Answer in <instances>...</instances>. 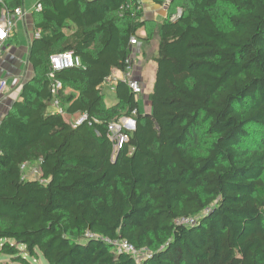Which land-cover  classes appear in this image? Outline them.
Returning <instances> with one entry per match:
<instances>
[{
	"label": "trees",
	"instance_id": "1",
	"mask_svg": "<svg viewBox=\"0 0 264 264\" xmlns=\"http://www.w3.org/2000/svg\"><path fill=\"white\" fill-rule=\"evenodd\" d=\"M148 1L168 3L162 22L145 0L37 1L35 76L0 124L1 253L138 264L106 241L121 238L151 250L139 264H264V0ZM22 3L0 1V19ZM156 35L151 113L124 80L108 106L103 85L133 59L131 38ZM63 52L84 67L53 71ZM51 72L65 114L50 110ZM85 112L97 120L74 127ZM124 116L135 128L115 149L108 126ZM25 162L40 178L23 177Z\"/></svg>",
	"mask_w": 264,
	"mask_h": 264
},
{
	"label": "crops",
	"instance_id": "2",
	"mask_svg": "<svg viewBox=\"0 0 264 264\" xmlns=\"http://www.w3.org/2000/svg\"><path fill=\"white\" fill-rule=\"evenodd\" d=\"M38 0H23L20 7L24 10V16L16 19V24L10 34L9 39L5 42L0 53V81H7L5 92L0 91V124L6 117L15 102L21 100V91L23 86L35 76V69L30 61V50L36 31L34 29L33 10ZM166 4H154L148 0L144 2V11L146 18L162 22L167 12ZM3 16V12H2ZM145 32H140L144 35ZM159 37L156 35L150 41L141 39L138 44L133 45V76L142 84L144 92L137 96L138 109L143 114L151 113V102L149 95L153 90L157 64L155 57L158 53ZM115 81L112 89L114 98L108 106L117 102L115 94V85L118 80L123 79V72L114 70L111 76ZM106 80V81H107ZM111 81V79H110ZM106 83V82H105ZM69 89L67 92H70ZM53 107V106H51ZM51 111H55L54 108ZM10 242H12L10 240Z\"/></svg>",
	"mask_w": 264,
	"mask_h": 264
},
{
	"label": "built area",
	"instance_id": "3",
	"mask_svg": "<svg viewBox=\"0 0 264 264\" xmlns=\"http://www.w3.org/2000/svg\"><path fill=\"white\" fill-rule=\"evenodd\" d=\"M3 2L4 0H0ZM43 8V5L39 2H36L34 5V9L36 11H41ZM179 13H176L173 15V18L179 16L181 13V10L178 11ZM24 16V10L22 7H17L14 9L13 12L4 11L2 18L0 19V53L3 49V46L5 42L9 39L11 32L14 29V26L16 24L17 18H22ZM40 33H36V37H39ZM136 37L131 38V44L135 45L137 44ZM50 62L53 68V71H60L68 68L73 67H84L82 64V61L79 56H76L73 52H63V53H56L50 55ZM129 65H127L126 70L123 72V79L127 85L130 87V89L133 91V93L136 96H139L144 92L143 86L141 82L133 76V63L131 59H128L126 61ZM50 78L52 80V93L55 96V98L52 101L53 107L56 108L55 112L65 114L64 108L60 104V100L57 97L58 91L63 87V84L60 80L56 79L54 77V73H50ZM7 89V81L1 80L0 81V91L5 92ZM136 111H133V114H135ZM97 119L91 118L88 113H82L74 122L73 126L77 127L82 124H88L92 125ZM135 119L130 116H124L117 122H111L108 126V135L111 141L114 143L115 149L120 148L125 141L129 139V136L126 131L133 130L135 128ZM133 128V129H131ZM37 165V166H36ZM21 171L24 178L29 179H36L40 178L41 176V169L38 165V163H28L25 162L21 165ZM195 217H182L176 220L178 224H185L190 225L195 222ZM106 241H108L112 247L116 250V252H126L131 254L136 262L139 264L141 263L145 258L151 256V250L149 248H142L139 249L136 246H134L132 243L125 239L116 238V239H109L107 238Z\"/></svg>",
	"mask_w": 264,
	"mask_h": 264
},
{
	"label": "rangeland",
	"instance_id": "4",
	"mask_svg": "<svg viewBox=\"0 0 264 264\" xmlns=\"http://www.w3.org/2000/svg\"><path fill=\"white\" fill-rule=\"evenodd\" d=\"M178 11H177V13H179ZM110 79H111V81H110ZM110 79L107 80L106 83L103 85L104 92L106 94V104H110L112 102L111 99L114 98V90L112 89V87L114 86L115 81H113L112 77ZM68 90L69 89H66V92ZM53 108H54V110H56L55 107H51L52 110H53ZM66 118L69 119L68 116H66ZM131 129H133V128H131ZM256 131L258 132V130H256ZM2 243H3V241L0 242V249H1ZM11 243H15V242L12 241ZM22 255H24V253ZM25 255H24V257L27 259V261H28L27 263L21 262L19 260L18 261L14 260V259H12V256L7 255V254H3L0 252V264H48L46 259L41 255L39 257H32V256H27V255L25 256Z\"/></svg>",
	"mask_w": 264,
	"mask_h": 264
}]
</instances>
